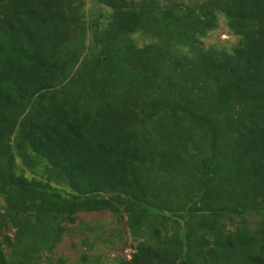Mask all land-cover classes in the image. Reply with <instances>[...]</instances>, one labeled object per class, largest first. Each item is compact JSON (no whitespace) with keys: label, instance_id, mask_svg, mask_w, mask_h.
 <instances>
[{"label":"trees","instance_id":"1","mask_svg":"<svg viewBox=\"0 0 264 264\" xmlns=\"http://www.w3.org/2000/svg\"><path fill=\"white\" fill-rule=\"evenodd\" d=\"M93 1L0 0V264H264V0Z\"/></svg>","mask_w":264,"mask_h":264},{"label":"rangeland","instance_id":"2","mask_svg":"<svg viewBox=\"0 0 264 264\" xmlns=\"http://www.w3.org/2000/svg\"><path fill=\"white\" fill-rule=\"evenodd\" d=\"M185 3L201 0H179ZM86 7L88 9L89 20L92 19L94 10L99 9L100 5L96 4L93 0H86ZM105 22V19L103 20ZM89 39L93 38L92 29L88 32ZM206 47L215 45L217 47H226L230 49L233 45L237 44L239 37L233 34L227 26L226 18L220 14V21L217 28L209 32L203 38ZM143 41L140 40V45ZM30 174V173H28ZM4 199L0 197V212L3 210ZM80 223L100 224L106 230L105 237L113 238V246H106L103 243H97L95 249L89 250L84 245V234L87 231L80 226ZM69 232L63 238V241L54 250L56 256H66L71 263L77 262L81 259L83 254H90L92 256L101 255L106 258V264H120V259H129L134 248V242L129 237L127 231L126 219L118 220L115 213L111 211L100 212H80L78 214L77 222L74 224H67ZM120 229L124 232V238L121 240L112 235L114 229ZM13 231H10L13 234Z\"/></svg>","mask_w":264,"mask_h":264}]
</instances>
